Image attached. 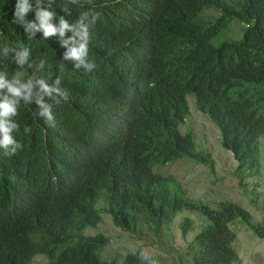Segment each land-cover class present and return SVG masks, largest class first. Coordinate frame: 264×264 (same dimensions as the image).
I'll list each match as a JSON object with an SVG mask.
<instances>
[{"label": "trees", "instance_id": "1", "mask_svg": "<svg viewBox=\"0 0 264 264\" xmlns=\"http://www.w3.org/2000/svg\"><path fill=\"white\" fill-rule=\"evenodd\" d=\"M15 3L0 0V71L9 81L22 72L18 87L31 78L33 95L27 104L21 99L13 117L23 147L15 155L0 148V264H31L39 256L47 264H150L141 250L104 260L109 239L86 234L103 224V213L122 233L153 242L167 237L183 212L202 216L207 226L191 241L195 222L177 225L186 243L184 255L175 253L181 264L240 263L236 221L264 241V225L241 206L188 203L172 191L170 176L155 172L184 156L213 163L182 133L191 96L220 128L241 186L259 175L264 0H40L57 14V26L60 16L77 26L88 13L92 70L64 59L73 45H63L58 33L28 37L13 22ZM29 3L25 19L38 26L36 0ZM234 25L242 36L232 35ZM23 48L29 56L18 66ZM40 80L60 90L55 99L44 96L51 122L36 103Z\"/></svg>", "mask_w": 264, "mask_h": 264}, {"label": "rangeland", "instance_id": "2", "mask_svg": "<svg viewBox=\"0 0 264 264\" xmlns=\"http://www.w3.org/2000/svg\"><path fill=\"white\" fill-rule=\"evenodd\" d=\"M211 15H216V12ZM239 30V27L234 25L232 35L242 36ZM187 101L190 116L182 127V133L191 134L196 144V152L211 155L213 163L204 164L184 156L165 166H157L155 172L170 176L174 181L172 191L188 203L204 205L215 210H219L223 203L237 204L251 214L254 223L264 225V138L260 139L259 144L261 171L257 177L248 179V188L245 189L236 175L237 162L232 152L223 146L220 128L195 109L191 96ZM103 207L104 204L100 203L99 209L102 210ZM102 217L103 224L97 230H88L86 234L92 237L104 235L109 239V244L102 252L104 260L116 259L119 255L141 250L144 259L150 264H181L175 253L185 254L186 243L181 240L177 228L184 219L195 222V232L189 235V241L207 226V221L202 216L185 211L173 222L167 237L153 242V239L149 238L135 240L116 229L108 215L103 213ZM231 229L239 239L238 264H264V241L240 221H236ZM31 264H47V258L35 257Z\"/></svg>", "mask_w": 264, "mask_h": 264}, {"label": "clouds", "instance_id": "3", "mask_svg": "<svg viewBox=\"0 0 264 264\" xmlns=\"http://www.w3.org/2000/svg\"><path fill=\"white\" fill-rule=\"evenodd\" d=\"M73 4L76 3V0H71ZM37 8L35 9L36 19L39 21L37 26L31 21L25 19L27 13L32 11V6L29 3V0H16L13 11V22L19 24L23 27L26 35L30 38L35 37V32L38 30H43V38L47 40L53 34H59V37L63 41V45H73L69 48L68 52L65 53L64 59L71 58L77 63L75 68L79 69L81 65H85L89 70H92L96 67L93 60L86 59L89 58V42H90V32L89 27L84 23V20L87 18L88 13L83 12L81 14L80 20L77 22V26L71 25L63 16L59 17L58 26L52 23V20L56 18V13L54 11L46 10L40 7V0H36ZM100 18V13L97 12L94 14L93 25L96 22V19ZM78 29V30H77ZM66 32H72L73 36L65 38ZM78 37L79 39H75ZM18 59L16 61L18 66H22L27 62L29 56V50L23 48L18 54ZM44 66V61L41 60L40 67ZM22 72H16L14 74L13 80L9 81L5 79V72L0 71V91L3 94H0V148L6 150L7 155H15L17 149L23 147V145L14 137L13 133L18 132L20 125L13 117L19 115L20 101L23 99L25 104H27L29 98L33 95V80L28 79L27 83L17 86L19 79L22 76ZM60 78L57 77L55 83H59ZM40 86V92L35 93L37 99L36 103L43 108L42 115L46 116L48 121L53 120L51 113V106L47 104L44 100V96L52 97V93H59L58 88L52 87L49 88L43 80L36 81ZM63 95V93H60ZM59 103V101H56ZM25 131L28 132L30 129L25 127ZM10 149V151H8ZM159 264V262H157Z\"/></svg>", "mask_w": 264, "mask_h": 264}]
</instances>
